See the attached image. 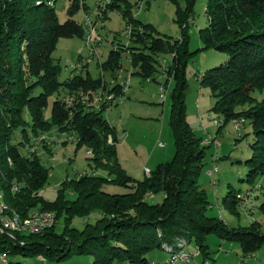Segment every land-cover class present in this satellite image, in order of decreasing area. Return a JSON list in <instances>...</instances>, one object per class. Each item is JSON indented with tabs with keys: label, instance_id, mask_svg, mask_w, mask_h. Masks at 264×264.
<instances>
[{
	"label": "trees",
	"instance_id": "1",
	"mask_svg": "<svg viewBox=\"0 0 264 264\" xmlns=\"http://www.w3.org/2000/svg\"><path fill=\"white\" fill-rule=\"evenodd\" d=\"M109 1L106 19L110 11H118L126 25H133L135 34L129 48L122 46L110 52L106 69L114 72L125 53H132L133 67H141L144 72L139 74L149 77L158 72L160 57L172 56L166 71L175 83L169 120L174 158L158 165L144 180L132 178L120 164L118 137L105 117L106 111L97 112L95 105L86 103H93L95 95L108 90L102 87L103 81H96L87 73V77L75 76L60 82L61 67L53 54L61 39L84 38L85 30L75 18L83 9H89L81 0L70 1L64 23H60L55 9L57 0H0V190L10 209L23 218L36 209L53 212L56 223L66 218L62 235L56 233V226L37 235L17 234L15 240L0 234V253L14 255L7 246L14 245L34 251L45 248L51 260L92 255L93 264H151L147 255L156 248L175 251L167 253V263L169 258L180 260L176 250L181 244L194 243L200 253L197 259L207 263L215 260L210 259L206 244L211 234L222 242L239 243L245 254L256 252L264 246L261 224L253 222L235 228L221 218L209 216L212 205L198 182L210 146L202 144L203 138L188 123L185 105L186 68L192 55L188 22L193 19L197 0H185V8L178 7L181 37L176 40L162 37L149 25L138 28L141 23L134 11L140 0ZM206 15L208 27L200 31L199 39L206 49L224 54L226 60L198 79L217 98L213 110L225 117L224 121L218 119L219 130L229 120L243 121L242 124L251 121L255 142L246 163L251 168L247 181L254 184L264 176V98L254 97L255 92H264V0H207ZM152 66L155 72H151ZM72 95L73 102H69L67 96ZM54 96L50 125L45 110ZM25 114L30 116L31 125ZM55 127L60 135L75 132L80 138L77 148L88 146L92 159L90 171L62 182L58 199L46 202L43 188L49 170L38 156L22 151H26L24 142L31 135L41 136ZM19 128L23 132L15 137ZM109 137L113 139L111 144ZM16 138L19 145L13 143ZM104 171L106 177L102 175ZM17 181L23 187L14 194L11 187ZM111 187L124 191L113 193L108 190ZM258 188L264 189V180ZM159 194L164 195L161 203L149 201ZM69 195L74 199L69 200ZM250 195L247 192L245 197ZM243 202L241 192L235 191L224 199L231 213ZM260 210L264 213V203ZM93 215L96 222L91 224L88 219ZM76 217L87 218L84 229L72 225ZM19 240H25V245Z\"/></svg>",
	"mask_w": 264,
	"mask_h": 264
},
{
	"label": "rangeland",
	"instance_id": "2",
	"mask_svg": "<svg viewBox=\"0 0 264 264\" xmlns=\"http://www.w3.org/2000/svg\"><path fill=\"white\" fill-rule=\"evenodd\" d=\"M70 1L57 0L56 2L55 9L60 23H64L68 19ZM105 1L81 0L82 4H85L89 9L87 10L88 12L84 9L79 12L75 17L76 20L83 26L86 13L91 14V12H95L98 4ZM146 3L148 4L140 11L138 4V8L134 11L135 17L141 23L138 28L142 27V25H149L162 37H171L173 40L179 39L181 37V28L177 23V10L178 7L185 8V0H177L176 2L148 0ZM206 4L207 0H197L191 16L193 19L188 22L191 26L189 32V52L192 55H190L186 68L187 89L185 91V105L187 121L196 135L204 138L205 127L209 134L218 135L217 139L221 141L222 146L218 152L215 151V147L206 149L204 167L198 182L200 188L206 192L208 201L212 205V208L208 211L209 216L221 218L227 225L235 228L247 227L253 222H258L261 224L262 231L264 232V213L260 210V206L264 203V189L258 188L259 183L264 180V176L258 177L254 184H250L247 181L251 168L246 162L252 156L251 146L255 142L251 121L246 120L245 124H242L243 122H238L235 119L229 120L219 130L218 126H220V122L219 125H215L212 118H220L224 121L225 117L213 110L217 98L208 87L202 86L198 79L200 74H205L226 60L224 54L213 49H206L199 39L200 31L208 27ZM106 12L102 18H99L101 20L98 19V24L95 25L97 27L95 47L97 48H95L94 52L86 44L88 33H86L87 26L84 25V38L61 39L53 57L61 67L60 82H67L75 76L87 77V73H90L92 79L96 81L102 80L104 83L102 87L108 89V91L112 90V93L114 92L113 88L115 84L122 85V79L127 78L129 75L128 72H123L121 76L117 77L122 66L126 69H131L130 83L125 82V86L122 85L124 90L126 89L127 91L124 93L119 89L116 90V99L113 101V107L105 113V117L109 125L116 130L119 142V146H117L118 157L123 168L127 170L132 178L141 181L147 176L145 169L148 168L154 171L158 165L172 161L175 155L174 137L169 125L171 92L175 87V83L169 78L166 71L172 60V56L160 57V62L156 66L158 72L149 74V77L139 74V72L143 73L144 70L141 67H133V59L131 65L124 63V56L120 62V66L114 72L106 69L104 65L109 62V54L113 51L114 43L116 41H125L121 34L125 31L126 26L122 15L118 11H110L107 19ZM122 46L124 44H117L116 50H119ZM132 56L133 54L131 53V58H133ZM25 68L27 67L25 66ZM155 70L156 68L152 66L151 72H155ZM116 78H120L119 81ZM167 78L170 79L169 82H167ZM32 80V83L35 82V79ZM161 85L166 87L167 99L165 103H162ZM97 93L98 91L95 94ZM73 96H67L69 102H73ZM254 97L257 100H262L264 92H255ZM79 98L81 103L82 99L81 97ZM55 99L56 96L50 98L49 106L45 110V119L50 125H52V104ZM86 103L87 106L92 104ZM98 110L99 107L96 106V111L99 112L100 110ZM25 120L30 125L32 124L30 116L26 114ZM238 127L240 128L238 129ZM21 128L16 131L15 137L23 132V128ZM47 131L50 132L42 134L48 137L46 141H41L40 136L31 135V139L26 143L24 142V145L27 146L26 151L22 152L26 155L28 151V153L38 156L46 169L49 170V179L43 188V198L46 202H55L58 199L62 182L75 180L80 174L90 171L92 154L89 152L88 146L84 145L78 149L76 144L67 140L68 134L74 135L76 134L75 132L69 131L60 135L56 127L51 130L47 129ZM75 136L78 137L77 134ZM49 138L50 140L52 138V141ZM112 141L113 139L110 140L109 137L108 142L111 144ZM13 143L19 145V139H14ZM214 157L219 158V161L216 163L218 174L216 175L217 185L215 187L211 184V178L208 176L209 171L213 167ZM102 175L106 177L108 174L104 171ZM19 184L17 193H20L23 187L22 183L19 182ZM108 190L113 193L124 191V189L118 187H111ZM231 191H235L236 193L241 192L244 198L241 208L237 209L234 213H231L224 205V199ZM247 192H250L251 195L245 197ZM73 197L69 195L68 199H74ZM163 198L164 195L159 194L149 201L161 203ZM9 210L13 215L19 217V214L12 211L10 207ZM45 211L39 209L32 210L27 218H23L22 216L19 218H22V222H25L35 212H44V214L49 212ZM49 214L54 216V213H51V211ZM55 217L54 220H56ZM65 219V217H62L58 223L53 220L52 225L56 226V233L59 235H62L65 231ZM85 220L87 218L76 217L72 220V225L79 229H84L86 227ZM88 221L91 224L95 223V215L89 217ZM30 235L37 234L29 232L22 234V236ZM19 241L24 242L25 245V240ZM206 244L209 248L210 259H215L213 261L207 260L208 264L212 262H214L213 264H264V246L252 254H245L239 243L222 242L216 234L209 235L206 239ZM187 245L185 246L186 248H178L176 252L181 253L184 248L191 254L199 251L195 249L194 243ZM7 246L10 252H15L14 255L10 254L9 260L11 259V264H93L94 261L92 255H73L64 260H51L45 248L41 249L42 251H34L30 248L17 249L14 245ZM169 252L175 253V251H171L170 249L162 250L156 248L148 253L147 258L151 264H167V253ZM40 258L45 259L46 262L44 263ZM197 258L192 259L191 264H207Z\"/></svg>",
	"mask_w": 264,
	"mask_h": 264
},
{
	"label": "bare ground",
	"instance_id": "3",
	"mask_svg": "<svg viewBox=\"0 0 264 264\" xmlns=\"http://www.w3.org/2000/svg\"><path fill=\"white\" fill-rule=\"evenodd\" d=\"M109 3H111V2L108 0L107 4H106V9L102 13V17L104 16V13L107 11ZM95 12H96V10H95ZM86 15H89L88 24L85 23V20L83 22V27H84V25L87 26L86 33H88L86 44H88L90 42V38H92L93 39V48H91V49H92V52H94L95 48H97V47H95L96 46L95 45V36L97 33V31H96L97 27L95 25L98 24L97 21L99 19V13H92V14L86 13ZM99 20H101V19H99ZM118 48H119V46H118ZM116 79L119 81L120 78H116ZM130 79H131V77L128 78L126 83L129 84ZM121 84L123 85V83H121ZM122 85L116 83L115 87H118L119 90H121L122 92L125 93V90H124ZM95 98H97V99H95L94 102L93 103L91 102V103L95 106H98L100 111L102 110V108L106 107L108 104L110 106H113V101H114V99H116L115 94L112 93V90L111 91L110 90L109 91L103 90V92H100V95L99 94L95 95ZM96 100H97V103H96ZM88 106H90V105H88ZM240 122H243V121H240ZM239 128L240 127H238V129ZM68 135L69 136H68L67 140L69 142H71L73 144H77L79 142L80 138L75 136L76 134H74V135L68 134ZM39 138L40 139H48V137L46 135H42ZM215 185H217V183H215ZM19 186H20V184L18 182H14L12 189H14L17 193L19 190ZM49 212L46 214H44V212H42V213L35 212L32 215L30 214L31 216H30L28 221L22 222L23 221L22 218H19L20 215L18 217L16 215H13L10 212L9 206L7 205L6 200H5V195L0 190V234L7 235V237L10 238L11 240H15L17 237V234H23L26 232L33 233V234L44 233L48 229V222H50L52 224L53 220H54V216H55V214L53 216L52 214H49ZM51 213H53V212H51ZM55 219H56V217H55ZM54 221L56 222V220H54ZM186 245L187 244L183 243V244H181V247H185ZM173 254H175V253H173ZM186 254L187 253L184 250H182V252L179 253V255H177V257L180 258V260H181L186 256ZM9 258H10L9 252H1L0 253V264H11L10 263L11 259L9 260ZM173 259H175V258H173ZM187 264H189V263H187Z\"/></svg>",
	"mask_w": 264,
	"mask_h": 264
},
{
	"label": "built area",
	"instance_id": "4",
	"mask_svg": "<svg viewBox=\"0 0 264 264\" xmlns=\"http://www.w3.org/2000/svg\"><path fill=\"white\" fill-rule=\"evenodd\" d=\"M107 1H108V0H106L105 2H102V3L98 4V7H97V9H96V12H91V14H92V13H99V18H102V13H103V11L106 9ZM145 1L147 2L148 0H140V1L138 2V4H139V11H140L143 7L146 6L147 3H146ZM88 20H89V15H86V16H85V23H86V24H88ZM134 34H135V32H134V27H133V25H132V24H127V25L125 26V31L123 32V34H121V36L123 37V39H124L125 41H124V42H123V41H116V42L114 43L113 50H116V45H117V44H124V47H125V48H129L130 45L132 44L133 40H134ZM87 46H89L90 48H93V39H92V38H90V42L87 44ZM124 63H128L129 65L132 64V58H131V56H130L129 53H125V55H124ZM123 72H128V74H129L128 77H131V76H130V72L132 73L131 69H126V68H124L123 66H122V68L119 70V73H118L117 76H121V74H122ZM128 77H127V78H128ZM127 78H125V79L123 78V86H125V82L127 81ZM116 90H117V88H115L113 94H115ZM126 91H127V90L125 89V92H126ZM160 91H161L162 103H165V102H166V99H167V95H166V87L163 86V85H161V89H160ZM95 99H96V98H95ZM112 107H113V106H110V105L108 104L106 107L102 108V110L99 111V112H102V111H106V112H107V111L110 110ZM212 120H213V122H214L215 125H219V121H218V119L212 118ZM40 140H41V141H43V140L46 141L47 139H40ZM110 140H112V137H110ZM202 144H203L204 146H210V147H213V146H214L216 149H219V148L222 146L221 141H219V140L217 139L216 136L211 135V134H209L208 132H204V138H203V142H202ZM161 146L163 147L162 144H161ZM218 161H219V158H218V157H214V160H213V167H212V169H211V170L209 171V173H208V176L211 178V184H212L214 187H215V183H216V181H217V179H216V175L218 174V167L216 166V163H217ZM145 173L147 174V176H149V175L151 174V170H149V169H145ZM11 191H12V193L16 194V191H15L14 189H11ZM53 227H55V226L52 225L50 222H48V230L52 229ZM48 230H46V231H48ZM46 231H45V232H46ZM6 255H7V254H6ZM199 256H200L199 251H197V252H195V253H193V254L187 252L186 256H185L183 259H181V260H174V259H170V258H169L168 261H167V263L170 264V262H178V264H187V262L192 261V259H195V258H197V257H199ZM40 260L44 261V263L46 262L45 259L40 258ZM207 264H208V263H207ZM210 264H212V263H210Z\"/></svg>",
	"mask_w": 264,
	"mask_h": 264
},
{
	"label": "crops",
	"instance_id": "5",
	"mask_svg": "<svg viewBox=\"0 0 264 264\" xmlns=\"http://www.w3.org/2000/svg\"><path fill=\"white\" fill-rule=\"evenodd\" d=\"M199 106H200V101H199ZM200 116V115H199ZM202 118V117H201ZM108 121V120H107ZM109 123V122H108ZM204 132H208L207 131V129L204 127ZM209 133V132H208ZM212 135V134H211ZM214 136H216V135H214ZM216 137H218V135L216 136ZM49 140H50V138H49ZM50 141H52V138H51V140ZM118 146H119V144H118ZM214 147V146H213ZM50 148V147H49ZM220 149V148H219ZM219 149H216L215 148V151L216 152H218L219 151ZM119 161H120V159H119ZM120 164H121V166H122V163L120 162ZM123 167V166H122ZM148 169V168H147ZM150 170V169H149ZM127 171V170H126ZM224 245V244H223ZM199 261V260H198ZM216 262H217V260H216Z\"/></svg>",
	"mask_w": 264,
	"mask_h": 264
}]
</instances>
